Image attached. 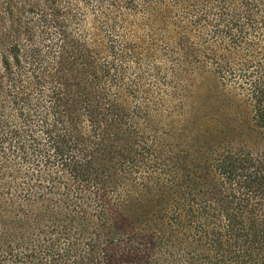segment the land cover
I'll return each mask as SVG.
<instances>
[{
  "label": "trees",
  "instance_id": "16d2710c",
  "mask_svg": "<svg viewBox=\"0 0 264 264\" xmlns=\"http://www.w3.org/2000/svg\"><path fill=\"white\" fill-rule=\"evenodd\" d=\"M41 3L0 0V264H264V151L215 145L217 128L196 119L187 136L148 135L115 78L127 58L137 65L120 42L129 26L148 31L241 88L264 135V0H97L108 50L99 28L78 38L70 8ZM49 27L67 42L58 51ZM31 153H49L47 178L16 170ZM29 181L64 193L34 200Z\"/></svg>",
  "mask_w": 264,
  "mask_h": 264
},
{
  "label": "rangeland",
  "instance_id": "374dc122",
  "mask_svg": "<svg viewBox=\"0 0 264 264\" xmlns=\"http://www.w3.org/2000/svg\"><path fill=\"white\" fill-rule=\"evenodd\" d=\"M58 1L60 7L71 9L73 18L70 20V30L78 38H85L99 28L105 35L103 43L106 49L108 50L110 44H114L115 40L111 38L113 36L109 35L108 23L102 18V11L97 0ZM44 2L45 0H42L41 8L45 9ZM26 20H32L35 23L37 35L40 36L39 32L42 29L40 17L27 15L25 22ZM129 27L133 33L121 38L120 42L122 45L128 42L136 49L137 65L134 59L131 61V58H127L123 63H119L120 67L117 68L122 71L115 73L117 84L121 88L119 104L130 108L132 112L138 106L143 107L138 116H127L129 119L134 118L139 125H144L142 128L148 135L158 134L160 136L177 134L180 128L192 122V119H196L201 123L207 122L205 127L217 128L218 141L215 142V145L221 142H231L234 146L250 147L254 152L264 151V135L258 130L253 119L252 103L241 88L232 83H223L220 77L217 79L216 74L211 70L203 73L194 64V57H191L193 53L188 50L189 47H183L177 58L172 46L159 43L148 31L143 32L142 29L140 31L136 27V29L133 26ZM48 30L51 35L47 38L46 43L49 46L54 44L53 49L58 51L57 48L59 45L62 46L64 38L56 28L49 27ZM22 44L25 47L30 46L26 38ZM66 44L65 41L63 45ZM27 67L29 68L28 65ZM140 77L143 78L142 81L136 83V79ZM204 83L206 85H203ZM144 92H148V95H145ZM209 93L210 96H208ZM144 111L149 113V116L142 115ZM85 129L88 128L85 127ZM193 129L194 127H192ZM189 132L190 129L180 131L179 136H187ZM189 139H191L190 135L188 140L185 139V142H179L178 138H174L172 145L178 149L176 151L181 148H189L191 147ZM47 155L49 153L41 155L31 153L29 163L18 162L16 170L22 177L24 175L33 176L30 178L32 180H36L37 176L47 178L51 174L44 163ZM29 184L33 189L31 196L32 198L34 196V200L37 197H46L52 185L54 188H58V191L54 192L59 195L64 193L62 184L58 181L43 182L41 185L29 181ZM12 195L14 201L21 205L24 193L17 192ZM59 195L51 196L50 200L54 203L58 202L61 200ZM10 197L11 195H8L3 201ZM143 197L146 198L147 194L144 193ZM33 207L36 210L39 206L36 203ZM3 227L0 225V230ZM61 248L65 249V241Z\"/></svg>",
  "mask_w": 264,
  "mask_h": 264
}]
</instances>
